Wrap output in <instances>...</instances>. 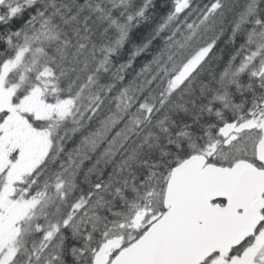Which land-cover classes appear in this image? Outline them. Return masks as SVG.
<instances>
[{"label":"snow or ice","instance_id":"snow-or-ice-1","mask_svg":"<svg viewBox=\"0 0 264 264\" xmlns=\"http://www.w3.org/2000/svg\"><path fill=\"white\" fill-rule=\"evenodd\" d=\"M0 264H264V0H0Z\"/></svg>","mask_w":264,"mask_h":264}]
</instances>
